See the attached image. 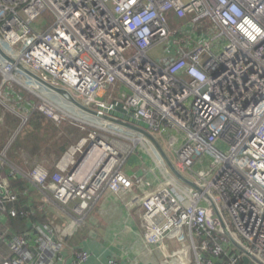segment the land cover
Wrapping results in <instances>:
<instances>
[{
  "label": "built area",
  "instance_id": "1",
  "mask_svg": "<svg viewBox=\"0 0 264 264\" xmlns=\"http://www.w3.org/2000/svg\"><path fill=\"white\" fill-rule=\"evenodd\" d=\"M0 45L87 107L106 113L120 103L134 112L200 189L169 170L165 183L130 178L116 150L87 140L69 150L57 171L36 166L23 173L9 156L36 111L25 103L12 111L19 125L0 149V220L5 213L29 216L16 208L10 179L31 182L73 222L69 234L48 231L39 241L40 250L59 255L105 192L146 188L128 206L140 204L148 245L188 249L190 264H243L246 255L224 235L223 221L264 264V0H0ZM160 48L164 59L155 56ZM0 73L5 109V84L23 77L35 85L1 58ZM96 148L101 154L83 173ZM28 241L12 239L15 257L0 264H27ZM71 255V264L90 260L83 250ZM170 258L174 263L179 254Z\"/></svg>",
  "mask_w": 264,
  "mask_h": 264
},
{
  "label": "crops",
  "instance_id": "2",
  "mask_svg": "<svg viewBox=\"0 0 264 264\" xmlns=\"http://www.w3.org/2000/svg\"><path fill=\"white\" fill-rule=\"evenodd\" d=\"M33 87L42 90L46 96H53L37 85ZM58 159L57 156L54 159L53 170L59 164ZM133 160L137 162H132ZM41 163L38 162L37 166L45 167ZM143 166L145 165L142 160L135 157L126 159L123 169L130 178L155 180V174L149 169L146 171ZM10 184L11 189L18 193L16 208L30 214L24 218H12L5 213L0 220V262L15 257L9 245L10 241L27 235V264H71L73 250L88 252L90 260L87 264H111V261L117 264H171L174 260L168 258L174 252L179 254V259L172 264H190L187 262L190 254L188 249L181 251L174 245H164L165 250H160L145 241L141 230L140 204L130 207L128 203L135 197H143L146 188H137L120 195L105 192L101 201L87 215L83 229L68 240V247L63 248L58 255L54 251L40 250L39 241L44 235H48V231L57 235L69 234L71 230H75L73 222L61 211L58 204L46 201L47 197L31 182L18 177L11 178Z\"/></svg>",
  "mask_w": 264,
  "mask_h": 264
},
{
  "label": "rangeland",
  "instance_id": "3",
  "mask_svg": "<svg viewBox=\"0 0 264 264\" xmlns=\"http://www.w3.org/2000/svg\"><path fill=\"white\" fill-rule=\"evenodd\" d=\"M177 39L183 42L182 37H178ZM155 56L158 59H164L163 48L157 50ZM2 83L3 75L0 73V87ZM32 86L23 77H18L15 81H9L5 84L4 91H11L12 94L5 93L2 96V99L8 103L9 107L8 109L2 106L0 107V118L3 120L0 125V146H3L7 142L12 131L19 125V119L15 117L13 112L16 110L21 111L27 107L26 104H31L36 107L34 116L25 129L24 134L20 137L21 139L24 137V140H26L28 135H30L29 143L26 145V143L24 144V140L20 141L19 138L9 156L10 161L15 167L17 166V170L23 173H29L38 165V162H42L41 164L45 168L55 172L57 170H53L52 167L59 148L67 146L66 152L60 158L61 161L69 153L70 149L77 147L82 140H87L89 144L91 142L103 143L113 148L125 160L135 157L139 158L142 160V164L145 165L143 168L146 171L148 169L151 170L162 183L168 181L170 178L168 173L169 169L161 161L155 149L145 140L136 142L134 139L139 138H135L133 135L127 133L126 130L96 121L86 115H80L76 109L72 108L66 102L59 100L55 96H46L41 90H36ZM123 91L125 92V88H123ZM115 98L116 96L111 94L105 100L110 103ZM15 100L18 104L15 103ZM36 113L45 117L40 123L42 129L37 131L31 126V123L37 118ZM159 142L174 165H177V159L166 151L168 149L161 140ZM37 153L38 157H36ZM78 157L79 155L75 156L76 159Z\"/></svg>",
  "mask_w": 264,
  "mask_h": 264
},
{
  "label": "water",
  "instance_id": "4",
  "mask_svg": "<svg viewBox=\"0 0 264 264\" xmlns=\"http://www.w3.org/2000/svg\"><path fill=\"white\" fill-rule=\"evenodd\" d=\"M0 58L3 59L5 62L15 66L22 75L26 76L31 82H33L35 85H37L44 91H47L51 95L67 102L72 108L77 110L78 114L84 116L86 115L96 121H100L124 129L126 130L127 133L133 135L135 138L145 140L155 149L161 161L167 166V168L175 178H177L180 182L184 183L185 185L190 186L197 191H200V189L195 184H193L187 178H185L175 167L173 161L164 151L158 139L149 132V126L145 122L137 118L134 112H127L122 104L115 103L110 110L106 111V113H104L102 110H98V111L93 110L87 107L86 105L82 104L80 101H78L67 90L53 85L52 83L44 80L43 78L32 72L31 70L22 66L21 64H18L15 60L10 58L5 53L1 45H0ZM221 226L224 235L228 238L230 243L239 252L246 255L243 258V264H252L251 260H253L256 264H262L260 261L255 259L241 244H239L236 241V239L230 233L226 224L223 221H221Z\"/></svg>",
  "mask_w": 264,
  "mask_h": 264
},
{
  "label": "trees",
  "instance_id": "5",
  "mask_svg": "<svg viewBox=\"0 0 264 264\" xmlns=\"http://www.w3.org/2000/svg\"><path fill=\"white\" fill-rule=\"evenodd\" d=\"M9 93L10 94H12L11 93V91H9ZM17 99V98H16ZM16 101V100H15ZM16 103V102H15ZM35 114V113H34ZM36 115H37V118H35L34 119V121L31 123V126H33L34 127V129H36V131L37 130H39V129H42V126H41V121L43 120V119H45V117H43V116H41L40 114H37L36 113ZM34 116V115H33ZM30 135H28V138L26 139V140H24L25 138L23 137L22 139L20 138V141L21 140H24V144L26 143V145H27V143H29V141H30ZM29 148V147H28ZM66 150H67V146H65V147H61V148H59V152H58V155H56L57 156V158H61V156L66 152ZM58 159V160H59ZM132 162H137V161H132ZM34 218V217H33ZM213 261L216 263V264H218V260L217 259H213Z\"/></svg>",
  "mask_w": 264,
  "mask_h": 264
},
{
  "label": "bare ground",
  "instance_id": "6",
  "mask_svg": "<svg viewBox=\"0 0 264 264\" xmlns=\"http://www.w3.org/2000/svg\"><path fill=\"white\" fill-rule=\"evenodd\" d=\"M59 99V98H58ZM59 100H61V99H59ZM62 101H64V100H62ZM65 102V101H64ZM67 103V102H66ZM68 104V103H67ZM100 122V121H99ZM122 130H124V129H122ZM134 138V137H133ZM136 142H139V141H141V140H143V139H134ZM163 143V142H162ZM105 145V144H104ZM164 145V144H163ZM105 149H106V147H104ZM101 151H102V149L101 148H96L95 149V151H94V155L93 156H90L87 160H86V162H85V164H84V166H83V168H82V170H83V172H86L88 169H90L91 168V166L93 165V163H94V161H95V159H96V157H99V155L101 154ZM167 151V150H166Z\"/></svg>",
  "mask_w": 264,
  "mask_h": 264
},
{
  "label": "clouds",
  "instance_id": "7",
  "mask_svg": "<svg viewBox=\"0 0 264 264\" xmlns=\"http://www.w3.org/2000/svg\"><path fill=\"white\" fill-rule=\"evenodd\" d=\"M7 93H8V90H7ZM159 141V140H158Z\"/></svg>",
  "mask_w": 264,
  "mask_h": 264
}]
</instances>
